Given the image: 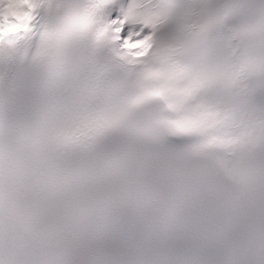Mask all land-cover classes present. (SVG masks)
Segmentation results:
<instances>
[{
  "label": "snow or ice",
  "instance_id": "1",
  "mask_svg": "<svg viewBox=\"0 0 264 264\" xmlns=\"http://www.w3.org/2000/svg\"><path fill=\"white\" fill-rule=\"evenodd\" d=\"M0 264H264V0H0Z\"/></svg>",
  "mask_w": 264,
  "mask_h": 264
}]
</instances>
